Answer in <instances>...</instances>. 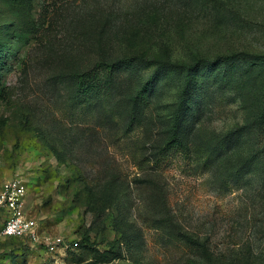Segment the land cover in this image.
<instances>
[{
  "label": "rangeland",
  "instance_id": "374dc122",
  "mask_svg": "<svg viewBox=\"0 0 264 264\" xmlns=\"http://www.w3.org/2000/svg\"><path fill=\"white\" fill-rule=\"evenodd\" d=\"M0 49V190L21 180L57 244L0 235V264H264V0H0ZM131 56L154 64L76 91L74 73ZM217 59L165 150L175 65Z\"/></svg>",
  "mask_w": 264,
  "mask_h": 264
},
{
  "label": "trees",
  "instance_id": "16d2710c",
  "mask_svg": "<svg viewBox=\"0 0 264 264\" xmlns=\"http://www.w3.org/2000/svg\"><path fill=\"white\" fill-rule=\"evenodd\" d=\"M0 54H2V50L0 49ZM226 60H229L225 58ZM222 59V60H225ZM141 60L143 64L147 66H152L154 64V61H151L150 59L147 60L145 58H141V56H131V57H123L122 59L113 62L110 60L100 59L95 63V68L91 71H80L73 74V77L76 80V91L82 93V94H88L91 93L94 89V84L97 83V85H110L113 81L114 76L117 74V72L126 67H131L135 61ZM216 62H220L219 59L215 61L205 62V61H197L193 65H175V68L178 70L179 75L182 76V83L181 88L179 90L178 94V100L175 105V109L173 111V116L170 123V138L169 141L164 146V149H169L173 145H180L184 146V142L186 140V137L182 136V130H183V116L185 112V107L189 100V95L192 92L191 87L195 83V80L198 77V73L201 69H206L208 67L213 66ZM168 65V64H166ZM165 65H158L155 68V72L148 78V80L140 87V90L133 96H130L128 99L129 102V122L130 124L134 123L140 113H141V105L145 104L148 100V95L154 92L156 89L157 84L162 80L164 75L166 74V71H168L165 68H162ZM101 73V78L99 77L98 73ZM90 82L92 84V87L88 85L87 83ZM108 88V87H107ZM243 131L241 129L240 133ZM234 134H237L233 132ZM240 137L243 135L240 134ZM13 239V238H10ZM189 240H192L190 237ZM202 249L205 251V247L201 246ZM208 264H215L213 260L209 259Z\"/></svg>",
  "mask_w": 264,
  "mask_h": 264
},
{
  "label": "built area",
  "instance_id": "2783aa9c",
  "mask_svg": "<svg viewBox=\"0 0 264 264\" xmlns=\"http://www.w3.org/2000/svg\"><path fill=\"white\" fill-rule=\"evenodd\" d=\"M26 194V187L19 179L10 180L1 187L0 211L5 215L0 235L4 238L25 239L32 244H44L54 249L53 245L57 244L41 239L36 223L23 215Z\"/></svg>",
  "mask_w": 264,
  "mask_h": 264
}]
</instances>
